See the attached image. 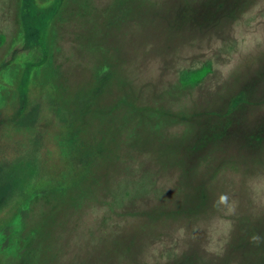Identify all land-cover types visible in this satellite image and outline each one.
Listing matches in <instances>:
<instances>
[{"label":"rangeland","instance_id":"1","mask_svg":"<svg viewBox=\"0 0 264 264\" xmlns=\"http://www.w3.org/2000/svg\"><path fill=\"white\" fill-rule=\"evenodd\" d=\"M5 182L0 264H264V0H0Z\"/></svg>","mask_w":264,"mask_h":264},{"label":"trees","instance_id":"2","mask_svg":"<svg viewBox=\"0 0 264 264\" xmlns=\"http://www.w3.org/2000/svg\"><path fill=\"white\" fill-rule=\"evenodd\" d=\"M202 73L197 74V77H199ZM39 117V108L37 105H32L30 107V109H28L27 111H25L23 114H21L20 116H18L16 118V122L20 125H24V124H28V123H33L35 122ZM8 183L5 182L0 184V201L2 200L4 194L6 191H8ZM12 220H9L6 222V225L9 226L10 222ZM0 250L4 249V243L2 242L0 244ZM3 245V246H2ZM32 254V250L31 248H24L22 249V254L18 260L17 264H32V260L30 258V255Z\"/></svg>","mask_w":264,"mask_h":264},{"label":"clouds","instance_id":"3","mask_svg":"<svg viewBox=\"0 0 264 264\" xmlns=\"http://www.w3.org/2000/svg\"><path fill=\"white\" fill-rule=\"evenodd\" d=\"M259 239H260V238H259L258 236H253V237H252V240H253V241H258Z\"/></svg>","mask_w":264,"mask_h":264}]
</instances>
